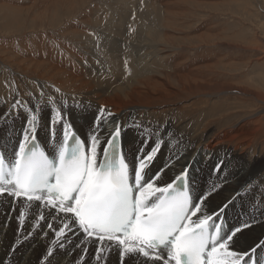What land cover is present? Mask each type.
Returning a JSON list of instances; mask_svg holds the SVG:
<instances>
[{"label": "bare ground", "instance_id": "bare-ground-1", "mask_svg": "<svg viewBox=\"0 0 264 264\" xmlns=\"http://www.w3.org/2000/svg\"><path fill=\"white\" fill-rule=\"evenodd\" d=\"M146 1H149L147 9L152 8L156 13L151 14H155V26L160 29L157 33H153V28H150L155 34L154 38L148 35L146 37L144 24H136L135 19L131 17L137 5L130 0H103L102 3L98 2L88 7L79 21L74 20L65 28L61 27L62 34L57 33L59 38L71 44L66 45L65 41H59L62 49L57 44L51 45L56 47L55 50L48 48L49 43H46L43 51L39 39L43 38V33H50V30L37 29L38 27H31L30 30L23 32H18L21 28H17L15 31H9L6 36H0V61L7 60L9 61L7 65L16 64L25 71L33 72L36 80L29 82V87L36 88L39 94V97H36L37 106H31L26 102L23 91L19 93L22 98L12 108L8 109L5 106L3 98L0 101V128L5 124V127L0 129V154L8 160L16 157L24 134L32 129L34 132L32 136L29 135V140L33 137V142H37L46 152L56 151L61 146L67 131L79 136L86 147L95 134L103 153L108 138L112 135L115 126L119 125L121 150L132 169L156 144L161 145L157 156L144 170L146 184L153 183L154 187H164L171 179L186 170L183 180L187 184L193 206L206 196L201 212L192 219L198 220L206 215L214 217L217 215L215 221L222 219L221 224L226 228L227 235H230L234 229L242 228L230 241V250L246 254L244 264L254 262V264H264V254H262L264 253V217L255 218L249 210L245 212L246 207L242 203V199H246L250 191H252L251 201H256L259 195L264 193V163L257 162L256 159L264 147V137L261 138L260 143L253 142L251 138L253 121L246 116L244 120L224 131L227 136L214 141L199 136V133L203 132H199L203 125L199 129L193 127L194 129H191L190 134L187 135L181 133L183 131L180 125H177L179 128L173 131L172 125L167 123L153 124L159 112L168 109L165 105L155 104L172 95H185L183 102H176L178 104L173 105L181 109L186 103H195L206 98L222 101L229 94H233L237 100H244L245 97L242 96L246 95L251 96L255 102H264V92L258 90L253 82L222 81L203 71L202 68L207 65L203 66V63L192 65L191 60L188 61L180 49L181 46L175 45L177 42L172 40L171 29H162L176 23V13L184 11L180 5L186 3L185 0ZM30 2L28 6L40 9L39 12L35 11L37 13L34 17L48 18L46 26L52 28L57 25V29L62 19L54 16L51 10L62 7L67 12L74 7L73 0H30ZM77 2L80 5L86 4L89 0ZM161 3L166 7L165 13L168 14L166 17L160 15L163 12H160L159 8ZM176 5L180 11L175 10ZM259 6L264 10L260 3ZM3 7L10 10L7 18L11 19V22L20 18L18 6ZM76 8L77 6L73 10ZM135 12L137 15L138 11ZM46 13L51 15L46 16ZM127 24L133 25L132 28H126ZM136 25L138 26L137 42L130 41L132 40L130 30ZM65 35L74 41L66 40L68 37L65 39ZM27 40L30 41L28 44H26ZM11 44L18 48L10 47ZM174 45L177 47H171ZM16 50H21L26 56H18ZM203 59L204 57L198 61ZM19 79H16V82L20 92L23 85ZM47 83H51L53 87L50 88ZM230 102L237 103L234 100ZM230 102L227 101L225 104ZM240 105L238 103L231 106ZM25 107L29 111L22 112ZM158 108H160L159 112L156 111ZM33 117H35L34 121ZM177 118H183V115H177ZM232 130L235 132L228 136V132ZM1 201L4 203L0 207V240L5 241L10 233L9 222L13 221L18 213L26 219L24 227L27 228V233L32 232L33 238L38 242L33 246L35 249L28 248L25 261L19 260V264H29L35 251L48 254L49 249H52V254L48 255L56 258L52 264H73L77 256L84 254L89 255L85 258L84 264H163V260L167 259L166 250L161 251V260H156L152 256L144 257L138 252L126 254L122 258V247L115 241L100 242L95 237L87 236L75 222L73 214L60 213L51 206H45L44 201H28L25 197L17 198L7 192L0 194V203ZM237 209H244L239 211V216ZM242 212H245L242 221L235 224L234 218L240 220ZM65 225H67L65 234L57 237L56 232ZM244 225L249 226L243 227Z\"/></svg>", "mask_w": 264, "mask_h": 264}, {"label": "snow or ice", "instance_id": "snow-or-ice-1", "mask_svg": "<svg viewBox=\"0 0 264 264\" xmlns=\"http://www.w3.org/2000/svg\"><path fill=\"white\" fill-rule=\"evenodd\" d=\"M33 132L24 134L15 163L7 171L0 157V194L44 201L45 206L60 213L73 214L87 236L120 245L122 258L138 252L161 260L160 253L166 250L163 264H244L246 254L230 250V241L242 228L222 239V224L215 222L213 215L192 219L201 212L206 196L193 206L187 190H178L175 183L165 187L141 184L145 168L158 154L159 143L141 157L133 182L123 155L118 151L113 155L118 148L119 125L103 153L95 134L87 149L80 142L69 149L65 131V143L56 162L43 151L26 150ZM184 176L186 170L181 173V178ZM66 227L56 236H63Z\"/></svg>", "mask_w": 264, "mask_h": 264}, {"label": "rangeland", "instance_id": "rangeland-1", "mask_svg": "<svg viewBox=\"0 0 264 264\" xmlns=\"http://www.w3.org/2000/svg\"><path fill=\"white\" fill-rule=\"evenodd\" d=\"M77 1H81V0H73L74 7L77 6L75 10H73L74 7L69 9V11L67 12L64 11L65 9L62 7H59L57 10H51L54 16H57L59 17V19H62L60 21V24H58L59 28L57 29L56 28L57 25L52 28L46 26L48 25L47 24L48 18L44 16L42 18L34 17V15H36L37 13V12L35 13V11L38 10L39 12L40 9H35L32 8L31 6H28L31 3L30 0H0V36L3 35L6 36L8 35L9 31L11 30L15 31V29L17 28H21L19 29L18 32L20 31L23 32L30 30L29 28L31 27H38L37 29H45L47 31L50 30L49 31L50 33H43V38L39 39L43 51L45 49L44 46L46 43H49L48 48H53L55 50L56 47L51 45L57 44L59 45V48L62 49L59 43V41H65L59 38V35L62 34L60 33L62 31V28H65L66 25L72 24L74 20L79 21V18L81 17L82 13L85 10H87L88 7H91L93 6V4L98 2L102 3L103 0L101 1L89 0V2H87L86 4H80V5H78ZM130 1L137 5V9L135 11H138V14L136 15V12L134 10L132 11L133 13L131 14V17L135 19L136 24H141V23L144 24L146 37L147 35L149 37L155 35L153 33L155 32L157 33L158 30L160 29L156 28L155 26L154 15L156 13L152 10V8L151 10L149 8L147 9V5H149V1L146 2L145 0H136V1L130 0ZM185 1L186 3L184 2L183 5L181 4L182 6L180 5V8L181 9L183 8L184 11L180 13H176V17H175L176 23H174V25L171 26L168 25L166 26V28L164 27L165 26L164 25L163 26L164 28L162 29L164 30L168 28L169 30L171 29L170 34L172 40L174 42H177L175 43V45L177 44L178 46H181L180 49L182 53L185 55V57L188 58V61L191 60L192 65H197L202 63L203 66L207 65L205 66V68L204 67L202 68L203 71L205 73H209L211 75L216 76L222 81L234 82V83L253 82V85L257 87L258 90L264 92V10L260 8L261 6H259L260 3L264 7V0H185ZM161 4L159 5L160 12L162 11L163 12L160 13V15L161 17H166V15H168L165 13L166 7L164 4L162 5ZM4 5L10 7L18 6L17 8H19L18 10L20 12L19 15L20 18L15 21L12 20L14 22H11V19L9 20L7 18L8 14L10 15L9 13L10 10L6 7H3ZM143 5H145L146 8ZM174 8L176 11H180L178 5H176ZM142 11H144V13ZM152 12L155 14L152 15L153 14ZM46 14H47L46 16L51 15V13H46ZM39 23L42 24L40 25ZM34 24L35 26H33ZM132 26L127 24L126 28H132ZM151 27L153 28L154 32L152 29H150ZM137 28L138 26L136 25L133 29L130 30L132 37V40L130 41L137 42ZM57 33H59V35ZM66 37L68 36L65 35L64 38L66 39ZM154 37L155 36H153L152 38ZM66 40L74 41L71 39V37H68ZM29 42L30 41L27 40L26 44H28ZM162 43L164 45V42ZM65 44L71 45L67 41H65ZM175 45L171 47L173 48L177 47ZM10 47L18 48L17 46L12 44L10 45ZM16 52L18 56H26V53L22 52L21 50H16ZM198 55H202L205 61L204 59L203 61H198L199 59L203 58V57H199ZM1 61H0V87H1L0 101L4 99L5 106L8 109L12 108V106L15 103H18L19 100L22 98V96L19 95V93L21 94V91H23L25 92L24 96L26 102L31 106H37L38 101H36L37 100L36 97H39L38 90L34 87H29V82L32 83L33 80L34 81L36 80V78L33 76L34 74H32L33 72L25 71L19 65L17 66L16 64L7 65L9 64V61L7 62V60L2 62ZM16 79L17 80L19 79L22 82V85L24 86V87L22 86L23 90L20 89V92ZM23 81H25L26 83ZM47 84L50 88L53 87L51 83H47ZM31 88L34 91H32ZM29 90L32 92H30ZM35 91H37L36 92L37 94L35 93ZM28 94L30 95L28 96ZM232 97L233 94H229L228 97H225L224 99L225 101L224 100L213 101L211 98H206L205 100H201L195 103H186L180 109V108H175L173 105L178 104L176 102L179 103L183 102L185 100L184 99L185 95L169 96L163 100H160L159 102L156 101V103L158 102V104L155 105H159V106L165 105L168 107V109L160 111V108H158L156 111L157 112L160 111V112L158 117L156 118V122L153 124L158 125V124L167 123L170 126L171 125L173 126L174 129L171 126V129L173 131L179 128V126L177 125H180V129L181 131H183L181 133L187 135L190 134L191 129L194 128L199 129L203 125L202 129L199 130V132L202 131L203 132L199 133L200 134L199 136L202 139H208L210 141H214L221 138L222 136H227V134L224 133L226 129L233 127L235 124H237L241 120H244L245 117L248 116L247 118L253 121L251 123V126H253L252 127L253 133L251 134V138H253V142L254 143L262 142L261 138L264 137V102L262 101L255 102L253 101L254 99L251 96L250 98L246 95L242 96L245 98L247 97L246 99L244 98V100H237L234 97L233 98ZM229 100L237 101V103L230 102ZM227 101L230 103L225 104V102ZM238 103L241 105L237 107L231 106V105L235 106V104ZM221 104H223V106ZM227 105L229 106L228 108ZM52 107L55 108L53 104ZM149 110L150 109L148 108V111ZM27 111L29 110L25 107L22 112H27ZM156 111H151V112H156ZM185 111L188 112L186 113ZM204 112L206 115L208 113V116H206ZM179 114L183 115V118L178 119L177 115L180 116ZM185 115L186 117H184ZM161 116L162 118H160ZM173 117L176 119V121ZM182 119H186V120L188 119L187 123L186 120H182ZM190 120L195 122L193 123ZM189 122L191 125L189 124ZM2 127H5V124ZM75 131L77 130L75 129ZM234 132L235 130L229 131L228 136L230 134H233ZM241 145L242 144L240 143L239 146ZM256 159L257 162L264 163V147L262 148L261 152L257 155ZM251 192L252 191L249 192V196H247L246 199H242L243 200L242 203H244L246 207L245 212L249 210L250 213L253 214V217L255 218L264 217V198H263L264 193L260 194L261 196L259 195V199H257L256 201H251ZM247 201L250 202L247 203ZM255 202L258 203V206H256L257 203ZM3 203L4 201H1L0 207ZM240 210H244V209H237L236 212H238V216L240 214L239 212ZM245 212H242V216L239 217L240 220L234 218L235 224H238L239 221H242V217L245 214ZM21 217H23L21 216V214L17 213L15 215L14 220L9 222V230H10L9 235L6 237L5 241H1L2 239L0 240V246H1L0 264H19L18 262L19 260H21V262L25 261L24 257L28 248L31 247L32 249V247L38 243L36 242V238H33L32 232L27 233V228L24 227V222L26 219L23 217V220L21 221ZM216 217L217 215L215 216V218ZM0 219H1V215H0ZM226 223H228L227 220ZM88 256H89L88 254L77 256L74 259L73 264H84L85 258L86 257L88 258ZM258 258L259 256L257 255V260ZM80 259H82L83 261H80ZM55 260L56 258L50 257L48 254L44 252L39 253L38 251H35L31 256L29 264H52Z\"/></svg>", "mask_w": 264, "mask_h": 264}]
</instances>
